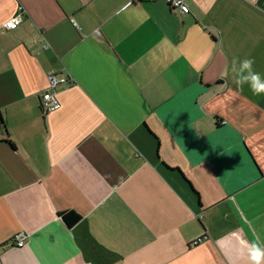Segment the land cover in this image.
Listing matches in <instances>:
<instances>
[{
	"label": "crops",
	"instance_id": "1",
	"mask_svg": "<svg viewBox=\"0 0 264 264\" xmlns=\"http://www.w3.org/2000/svg\"><path fill=\"white\" fill-rule=\"evenodd\" d=\"M183 1L0 0V264H250L264 247V94L230 72L251 57L264 79V0ZM53 70L72 80L44 113Z\"/></svg>",
	"mask_w": 264,
	"mask_h": 264
},
{
	"label": "built area",
	"instance_id": "2",
	"mask_svg": "<svg viewBox=\"0 0 264 264\" xmlns=\"http://www.w3.org/2000/svg\"><path fill=\"white\" fill-rule=\"evenodd\" d=\"M172 7H179L181 11H188V5L183 0H166ZM22 20L21 7H18L16 13L8 17L4 21V26L8 29L17 27ZM47 86L44 88L39 95L40 109L42 112L47 113L60 106V100L57 97V85L61 82H68L72 80L70 74L59 75L55 70H53L47 77ZM1 129V126H0ZM27 234L24 231H18L12 235L10 241L12 244L22 246L26 242ZM201 237H196L193 239V243H197L201 240Z\"/></svg>",
	"mask_w": 264,
	"mask_h": 264
},
{
	"label": "clouds",
	"instance_id": "3",
	"mask_svg": "<svg viewBox=\"0 0 264 264\" xmlns=\"http://www.w3.org/2000/svg\"><path fill=\"white\" fill-rule=\"evenodd\" d=\"M253 65L254 59L251 57L233 58L230 72L232 82L238 89H242L247 84L253 95L258 96L264 94V79L259 72L254 70ZM247 258L250 264H264V247H261L257 242L247 245Z\"/></svg>",
	"mask_w": 264,
	"mask_h": 264
},
{
	"label": "trees",
	"instance_id": "4",
	"mask_svg": "<svg viewBox=\"0 0 264 264\" xmlns=\"http://www.w3.org/2000/svg\"><path fill=\"white\" fill-rule=\"evenodd\" d=\"M60 216L67 225H72L80 219V214L73 209L60 211Z\"/></svg>",
	"mask_w": 264,
	"mask_h": 264
}]
</instances>
